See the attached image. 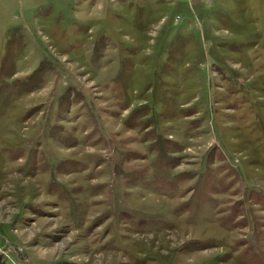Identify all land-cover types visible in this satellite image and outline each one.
Instances as JSON below:
<instances>
[{"label":"rangeland","instance_id":"obj_1","mask_svg":"<svg viewBox=\"0 0 264 264\" xmlns=\"http://www.w3.org/2000/svg\"><path fill=\"white\" fill-rule=\"evenodd\" d=\"M0 264H264V0H0Z\"/></svg>","mask_w":264,"mask_h":264}]
</instances>
